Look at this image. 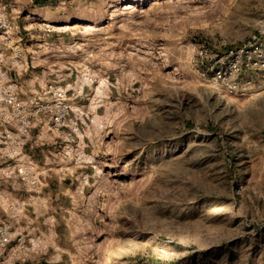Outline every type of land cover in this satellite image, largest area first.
I'll use <instances>...</instances> for the list:
<instances>
[{
    "label": "rangeland",
    "instance_id": "obj_1",
    "mask_svg": "<svg viewBox=\"0 0 264 264\" xmlns=\"http://www.w3.org/2000/svg\"><path fill=\"white\" fill-rule=\"evenodd\" d=\"M127 1L0 0V80L71 107L23 137L26 188L0 181V264H264V0Z\"/></svg>",
    "mask_w": 264,
    "mask_h": 264
},
{
    "label": "built area",
    "instance_id": "obj_2",
    "mask_svg": "<svg viewBox=\"0 0 264 264\" xmlns=\"http://www.w3.org/2000/svg\"><path fill=\"white\" fill-rule=\"evenodd\" d=\"M252 46L253 50L259 47L255 35L242 46L232 48L219 57L213 72L214 78L237 89L239 84L234 81L235 77L243 66L251 64L252 57L248 47ZM243 53L244 60L240 58ZM41 94L33 93V95L22 96L21 93L14 92L13 83L0 80V155L5 157L2 161L5 166L4 172L10 176L11 174L16 175L14 179L19 184V188H26L28 179L35 175L32 172L35 171L33 160L21 151L25 144L23 137L28 136L35 122L41 121L45 115L46 118L53 119L52 125L54 129H58L71 108L68 103L64 102L62 93H53L51 101L46 99L47 93H43V96ZM30 184H35V181ZM1 196L0 194V199H2ZM11 226L8 219L0 218V249L4 248L9 240Z\"/></svg>",
    "mask_w": 264,
    "mask_h": 264
},
{
    "label": "bare ground",
    "instance_id": "obj_3",
    "mask_svg": "<svg viewBox=\"0 0 264 264\" xmlns=\"http://www.w3.org/2000/svg\"><path fill=\"white\" fill-rule=\"evenodd\" d=\"M134 0H131V1H127V2H124V6H123V8H131V7H133L134 6V2H133ZM138 1H140V3H142L144 0H138ZM137 1V2H138ZM30 18H33V16H28L26 19H30ZM50 21H52V20H50ZM65 27H68L67 25H64V26H61L60 28H65ZM86 68V67H85ZM88 68V67H87ZM83 78H82V80H78L79 81V84H78V86H79V88H82V84L84 83V82H86V83H90L91 82V80H92V77H89V76H87V74L86 73H84L83 75ZM99 79V78H98ZM97 79V80H98ZM206 81V80H205ZM208 81V80H207ZM206 81V82H207ZM78 83V82H77ZM106 85V82H105V79L104 78H100L99 79V83L97 84V86H96V88H95V95H96V98L97 97H99V96H101V93H103V88H104V86ZM210 85V84H209ZM218 85V84H217ZM78 88V89H79ZM92 103V102H91ZM96 105H94V103H92L91 104V107H95ZM100 118H102V116L100 117V115H98V114H96V115H94L93 116V118L91 119V122L92 123H95L97 126H101V121H100ZM44 130V129H43ZM81 136V135H80ZM80 153V152H79ZM79 158H84L85 160L86 159H90V156L89 155H87V154H81L80 153V155H79ZM77 161V160H76ZM66 164H67V162H66ZM64 165V164H63ZM61 169H63V168H70V167H68V166H62V167H60ZM3 201H5V202H2V203H6V200H5V198L3 199ZM8 204V203H7ZM218 211H220V209L218 210ZM217 211V212H218ZM218 216V213H216L215 214V217H217ZM125 249H126V247H117V248H115V252H123V251H125Z\"/></svg>",
    "mask_w": 264,
    "mask_h": 264
},
{
    "label": "crops",
    "instance_id": "obj_4",
    "mask_svg": "<svg viewBox=\"0 0 264 264\" xmlns=\"http://www.w3.org/2000/svg\"><path fill=\"white\" fill-rule=\"evenodd\" d=\"M24 145L25 144H23V146H22V148L24 147ZM20 149H21V147H20ZM21 151H22V153H23V150L21 149ZM23 154H26V153H23ZM27 154H29V153H27ZM30 155V154H29ZM26 156H28V155H26ZM30 157H31V155H30ZM5 159V157L3 156V155H0V181H5V180H7V179H10V177H12V181H14V183L15 184H17L16 182H15V179H14V177L16 176L15 174H11L10 172V174H11V176L7 173H5L4 172V170H5V166H4V163L2 162L3 160ZM32 159V158H31ZM43 172V171H42ZM39 173H40V171H39ZM10 176V177H9ZM16 188H19V187H16ZM1 206V205H0ZM3 208V207H2ZM2 219H6V218H2ZM36 242V241H35ZM4 251V248H1L0 249V253L1 252H3Z\"/></svg>",
    "mask_w": 264,
    "mask_h": 264
}]
</instances>
